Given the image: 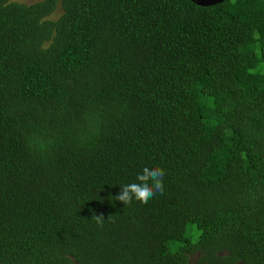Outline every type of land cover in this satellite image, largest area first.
<instances>
[{
    "label": "trees",
    "instance_id": "obj_1",
    "mask_svg": "<svg viewBox=\"0 0 264 264\" xmlns=\"http://www.w3.org/2000/svg\"><path fill=\"white\" fill-rule=\"evenodd\" d=\"M0 264H264V0H0Z\"/></svg>",
    "mask_w": 264,
    "mask_h": 264
},
{
    "label": "clouds",
    "instance_id": "obj_2",
    "mask_svg": "<svg viewBox=\"0 0 264 264\" xmlns=\"http://www.w3.org/2000/svg\"><path fill=\"white\" fill-rule=\"evenodd\" d=\"M165 170L159 166L144 167L137 174L134 182L121 186V191L117 194L114 200L122 202L124 205H129L136 200L140 203H147L157 193L163 194ZM95 220L98 225L102 226L104 216L95 215Z\"/></svg>",
    "mask_w": 264,
    "mask_h": 264
},
{
    "label": "water",
    "instance_id": "obj_3",
    "mask_svg": "<svg viewBox=\"0 0 264 264\" xmlns=\"http://www.w3.org/2000/svg\"><path fill=\"white\" fill-rule=\"evenodd\" d=\"M190 1L197 6L208 7L221 3L224 0H190Z\"/></svg>",
    "mask_w": 264,
    "mask_h": 264
},
{
    "label": "rangeland",
    "instance_id": "obj_4",
    "mask_svg": "<svg viewBox=\"0 0 264 264\" xmlns=\"http://www.w3.org/2000/svg\"><path fill=\"white\" fill-rule=\"evenodd\" d=\"M12 1H16V2H20V3H24V4H31L34 2H38L40 0H12ZM59 12H56L53 16V18H56L58 16Z\"/></svg>",
    "mask_w": 264,
    "mask_h": 264
}]
</instances>
